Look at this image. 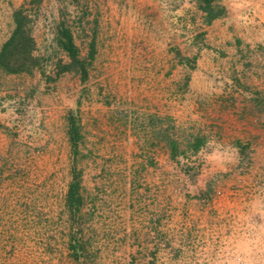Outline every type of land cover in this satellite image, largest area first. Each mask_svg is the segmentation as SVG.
I'll use <instances>...</instances> for the list:
<instances>
[{"label": "rangeland", "instance_id": "rangeland-1", "mask_svg": "<svg viewBox=\"0 0 264 264\" xmlns=\"http://www.w3.org/2000/svg\"><path fill=\"white\" fill-rule=\"evenodd\" d=\"M215 2L205 23L196 0H0V44L22 5L39 57L0 70V264H198L264 199V0ZM159 127L205 140L171 158Z\"/></svg>", "mask_w": 264, "mask_h": 264}, {"label": "trees", "instance_id": "trees-1", "mask_svg": "<svg viewBox=\"0 0 264 264\" xmlns=\"http://www.w3.org/2000/svg\"><path fill=\"white\" fill-rule=\"evenodd\" d=\"M197 5L203 12V20L209 23L213 18L223 15L225 7L215 0H196ZM13 26L7 37L0 44V70L4 72H20L30 71L34 66L38 65L39 57L34 53L35 41L31 33V17L22 5L15 7L11 13ZM55 38L60 47L65 51L69 58L62 68H66L69 64L78 65L82 77L85 76V68L82 59L78 57L77 48L73 42L70 29L63 23H59ZM262 111L264 113V101H262ZM153 114L149 118H153ZM163 118L157 117L160 121ZM67 133L71 146V151L77 152V142L80 138L79 123L75 116L71 113L67 118ZM264 128V119L262 121ZM159 134V138L163 140L168 148V154L171 158H175L178 154H184L186 150L196 152L204 143L205 137L198 133H189L185 138L183 147H180L179 140L169 134L167 129L159 127L155 134ZM78 176L72 169L71 179L68 182L66 190L67 205L72 210H77L81 203V194L78 191ZM73 250H77L80 245L76 242L70 244Z\"/></svg>", "mask_w": 264, "mask_h": 264}, {"label": "clouds", "instance_id": "clouds-1", "mask_svg": "<svg viewBox=\"0 0 264 264\" xmlns=\"http://www.w3.org/2000/svg\"><path fill=\"white\" fill-rule=\"evenodd\" d=\"M209 159L221 167L234 162L231 154L219 148L213 149ZM257 216L259 219H254ZM198 264H264V199L253 200L234 234L222 242L214 256L209 257L205 250Z\"/></svg>", "mask_w": 264, "mask_h": 264}]
</instances>
